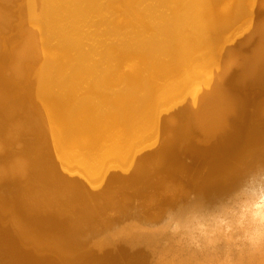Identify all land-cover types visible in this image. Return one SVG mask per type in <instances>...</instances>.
I'll list each match as a JSON object with an SVG mask.
<instances>
[{"label":"bare ground","instance_id":"6f19581e","mask_svg":"<svg viewBox=\"0 0 264 264\" xmlns=\"http://www.w3.org/2000/svg\"><path fill=\"white\" fill-rule=\"evenodd\" d=\"M249 85L264 0H0V264H154L173 189L264 154Z\"/></svg>","mask_w":264,"mask_h":264},{"label":"clouds","instance_id":"9594fccd","mask_svg":"<svg viewBox=\"0 0 264 264\" xmlns=\"http://www.w3.org/2000/svg\"><path fill=\"white\" fill-rule=\"evenodd\" d=\"M154 264H264V158L238 162L214 202L173 189Z\"/></svg>","mask_w":264,"mask_h":264},{"label":"water","instance_id":"95a60500","mask_svg":"<svg viewBox=\"0 0 264 264\" xmlns=\"http://www.w3.org/2000/svg\"><path fill=\"white\" fill-rule=\"evenodd\" d=\"M247 12H249V15H248V18H246V19H248V21H250V22L251 21H256L259 18V16H260L257 8H254L252 6H248ZM242 30H244V28L237 29V30H235L233 32V36L231 38V42L234 39H237V38H240V37L243 36ZM235 75H236V71L232 72L231 77L229 79H233V77ZM263 89H264V86L249 85L247 90L252 92V91L263 90ZM231 94L233 95L232 97H235V94L233 92H231ZM261 98L264 99V90L261 93ZM258 107L251 111V113L249 114L250 115L249 117H247L248 116V111L246 110V113L243 112L242 115H238L236 117L231 118V123H232V125L235 128V132L239 130L238 131L239 132V136L236 139L240 138V136H241L240 134H241L242 130L245 128V126H246L245 123L247 121V118H252L253 121H255V120H257L259 118V113H260L259 111L261 110V108H260V106H258ZM253 121H251V123H254ZM194 144L197 146L196 142H194ZM256 153H258V154L252 155L251 157L264 158V154H259L260 153L259 151L256 152ZM249 157L250 156H248L247 158H249Z\"/></svg>","mask_w":264,"mask_h":264},{"label":"rangeland","instance_id":"374dc122","mask_svg":"<svg viewBox=\"0 0 264 264\" xmlns=\"http://www.w3.org/2000/svg\"><path fill=\"white\" fill-rule=\"evenodd\" d=\"M192 71H193V73H192V78L194 79V77H195V70H193V69H191ZM202 142V141H201Z\"/></svg>","mask_w":264,"mask_h":264}]
</instances>
